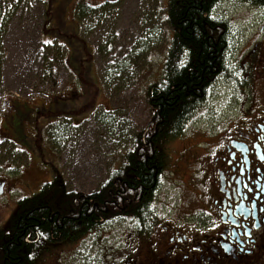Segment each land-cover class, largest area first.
I'll return each instance as SVG.
<instances>
[{
    "label": "rangeland",
    "instance_id": "374dc122",
    "mask_svg": "<svg viewBox=\"0 0 264 264\" xmlns=\"http://www.w3.org/2000/svg\"><path fill=\"white\" fill-rule=\"evenodd\" d=\"M167 2L0 0V27L6 23L1 45L5 56L0 57V137L8 141L0 142V178L11 189L0 198V239L10 232L22 198L36 194L43 184L57 177L68 191L90 194L122 164L133 136L149 126L150 107L143 88L162 78V61L172 37ZM84 4L93 9L102 7L97 16L81 21L86 32L83 38L75 10ZM91 8L87 6L89 11ZM215 15L227 25L231 62H237L236 53H246L264 38L263 9L229 2L218 6ZM106 46L110 48L105 57L109 67H104L105 58L94 57V49ZM258 48L264 55V45ZM59 53H63L67 69L56 62ZM116 65L132 71L127 83H120L125 78L122 73L114 75L116 81L104 74L101 83L99 75L109 68L114 70ZM238 68L226 70L238 78L231 80L223 74L216 79L209 92L212 98L198 119L202 125L215 122L235 106L238 93L234 84L244 74L240 63ZM47 71L50 75L45 74ZM205 132H191L189 128L185 134H194L188 141H198ZM173 147L169 146L168 152ZM172 157L174 154L170 164ZM168 169L170 165L161 175L157 201L170 205L183 189L180 180L186 175L180 170L181 176L176 179ZM114 227L112 223L100 232L110 233ZM64 248L72 252L77 246L53 247L50 251L62 255L59 250Z\"/></svg>",
    "mask_w": 264,
    "mask_h": 264
},
{
    "label": "flooded vegetation",
    "instance_id": "af4514ba",
    "mask_svg": "<svg viewBox=\"0 0 264 264\" xmlns=\"http://www.w3.org/2000/svg\"><path fill=\"white\" fill-rule=\"evenodd\" d=\"M263 45L261 38L259 44L239 55L244 74L239 85L234 84L238 93L235 106L215 122L202 125L199 121L191 128L196 133L205 130L203 137L188 141L194 134H184L157 145L161 152L158 192L161 175L169 165L170 175L176 179L181 176L180 170L185 172L176 201L174 197L170 205L157 201V193L149 209L144 204L147 211L144 209L143 218L137 217L138 210L122 220L115 216L110 219L115 225L113 231L104 235L85 233L82 226L78 239L72 240L66 229L64 234V229L58 232L53 225L34 228L35 239L25 242L37 247L40 241L42 248L35 255L24 248L17 253L18 264H264V55L258 48ZM156 134L154 125L146 127L139 135L142 148L150 145L154 149ZM171 145L174 147L168 152ZM171 154L174 158L170 164ZM142 155L145 159L149 156L146 152ZM115 182L130 186L120 176ZM9 188V183L0 178V198L11 191ZM92 203L86 194L74 202L79 218L92 210ZM139 204V199H134L133 205ZM124 205H130L129 199ZM124 207H119L122 212ZM37 209L33 208L34 212ZM93 209H98L97 204ZM22 223L21 218L16 225L18 247L25 233ZM100 238L102 243L98 242ZM6 241L4 236L0 245ZM9 244L4 247L9 248ZM74 244L77 249L72 252L64 248L59 250L62 255L51 254L53 247ZM70 255L74 259H63Z\"/></svg>",
    "mask_w": 264,
    "mask_h": 264
},
{
    "label": "trees",
    "instance_id": "16d2710c",
    "mask_svg": "<svg viewBox=\"0 0 264 264\" xmlns=\"http://www.w3.org/2000/svg\"><path fill=\"white\" fill-rule=\"evenodd\" d=\"M229 2L264 10V0H168L166 16L172 30V37L169 39L162 61V78L159 82L148 83L143 88L150 107L149 122L153 123L157 130L154 136L157 142L154 149L150 145L147 149L142 148L140 136L134 135L131 146L122 156V164L111 170L109 176L99 184L98 188L86 195L87 201L93 202L92 210L89 209L82 218H79L78 208L74 207V202L82 197V194L73 190L68 191L64 182L58 177L52 183L43 184L36 194L22 198L18 204L20 207L16 209L11 221L10 235H4L7 241L0 245V264H18L17 253L19 254L24 248L28 250V254L34 251V255L37 249L42 248L40 241L37 242V247L25 242L27 239L31 241L35 239L34 228L40 230L53 225L54 228H59L58 232L62 231L60 228L64 229V234L66 229L69 233L68 237L73 240L78 239L79 229L82 226L86 229L85 233L93 231L99 233L109 229L108 226L112 224L109 223L110 219L115 216H120L122 220L125 216L135 215L137 210V217L145 216L144 209L146 210L147 207L149 209V203L156 199L158 193V176L161 173L158 169V157L161 155L157 149L159 142L183 136L190 125L203 115L204 109L209 104L207 101L209 92L218 76L224 74L233 80L237 76L233 75L232 71L227 73L226 70L229 67L239 69V63L241 70L244 68L239 59L234 64L231 62L232 59L228 60L231 53V41L226 30L227 25L223 23V20L215 17L218 6ZM87 6L93 7L84 4L78 5L75 10L80 22L87 17L97 16L102 7L96 6L89 11ZM47 14L45 11L44 30ZM80 26L84 38L86 32L83 31L82 22ZM5 30L6 23L0 27V57L5 56L1 46ZM42 43L44 45L45 42L42 41ZM45 45L49 46L48 43ZM55 47L59 48L56 45ZM108 50H110L108 46L94 49L95 58L107 57ZM105 61L104 67H109V60L105 58ZM56 62L67 69L63 61V53L57 55ZM52 66L53 64H50V67ZM117 73L125 75V78L120 80L121 84L127 83L128 78L132 76V71L125 69L124 66L116 65L114 70L109 68V72L99 75L101 83L104 82L102 79L104 74L112 81H116L114 75H118ZM1 108L2 102L0 110ZM0 142H4L1 137ZM142 152L149 154L147 159ZM117 176L130 183V186L126 187L125 184L115 182ZM128 199L130 205H124L127 204ZM134 199H139L140 204L134 206ZM94 203L97 204L98 209H93ZM145 203L147 207L144 208ZM40 204L44 208H41ZM122 206H125L123 212L119 208ZM33 208L37 209L36 212ZM21 218L25 233L20 239L22 246L18 247L15 240L16 225ZM44 231L48 232L47 229ZM26 235L28 236L25 237ZM5 244H9V248L4 247Z\"/></svg>",
    "mask_w": 264,
    "mask_h": 264
},
{
    "label": "crops",
    "instance_id": "0c3cea01",
    "mask_svg": "<svg viewBox=\"0 0 264 264\" xmlns=\"http://www.w3.org/2000/svg\"><path fill=\"white\" fill-rule=\"evenodd\" d=\"M80 28H81V26L79 27V31H80ZM80 34H81V31H80ZM68 66L71 68V66L68 64ZM73 69V68H72ZM75 70V69H74ZM79 71H80V69H79V65H78V69H77V71H76V75H78V73H79Z\"/></svg>",
    "mask_w": 264,
    "mask_h": 264
},
{
    "label": "snow or ice",
    "instance_id": "6c2138e0",
    "mask_svg": "<svg viewBox=\"0 0 264 264\" xmlns=\"http://www.w3.org/2000/svg\"><path fill=\"white\" fill-rule=\"evenodd\" d=\"M41 235H43V233H41Z\"/></svg>",
    "mask_w": 264,
    "mask_h": 264
}]
</instances>
